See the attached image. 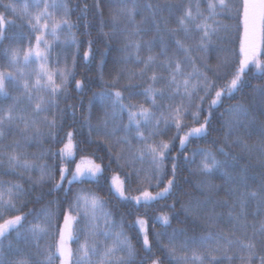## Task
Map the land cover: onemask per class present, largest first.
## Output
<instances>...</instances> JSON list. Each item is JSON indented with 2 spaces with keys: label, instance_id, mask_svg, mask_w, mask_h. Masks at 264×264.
<instances>
[{
  "label": "snow or ice",
  "instance_id": "obj_1",
  "mask_svg": "<svg viewBox=\"0 0 264 264\" xmlns=\"http://www.w3.org/2000/svg\"><path fill=\"white\" fill-rule=\"evenodd\" d=\"M105 2L110 6L107 22L101 0L82 8L79 4L70 7L69 0H32L34 11L27 2L18 6L0 0V60L8 69L0 67V264H231L233 260L264 264V218L248 220L249 215L264 216V120H258L264 116V84L253 85L247 77L251 67L264 73V0H203V9L201 0ZM77 9L79 15L73 20ZM143 13L147 14L137 23L135 17ZM122 19L126 21L123 25ZM225 19L234 23L225 24ZM173 20L176 27H169ZM108 24L111 29L106 32ZM81 27L83 40L73 31ZM92 28L99 30L96 38L91 35ZM153 30L154 36L143 39ZM121 34L125 42L118 51L125 55L115 63L134 60L143 67L137 71L120 67L106 80L104 69L112 41H119ZM99 39L106 44L103 49L97 46ZM219 40L228 42L222 49L226 54L218 56L216 64H209L206 54L218 47ZM25 41L26 48L22 46ZM84 44L87 47L81 51ZM172 44L175 50L170 54ZM156 47L160 51L153 54ZM142 49L146 56H141ZM193 52L205 55L193 56ZM97 57L96 80L87 75L75 79L78 58L89 66ZM61 62L62 68H50V64L59 66ZM157 68L159 72L154 70ZM97 81L101 87L92 92L87 115L77 124L76 109L84 106L83 98L64 108L61 99H71V83L83 93ZM249 87L254 102L229 104L220 113L222 128L228 129L225 144L238 128L249 135L259 132L262 139L256 145L250 146L239 135L231 143L240 145L249 157L259 152L262 158L255 164L249 159L236 172L243 157L224 145L215 150L197 146L184 154L193 140L211 135L214 112L225 100ZM133 97H143L144 102ZM85 128L87 137L82 138ZM10 136L18 138L5 143ZM45 140L62 147H45ZM176 141L180 152L173 155ZM32 144L41 150L28 152ZM92 144L107 148V162L96 163L89 156L76 162L78 152L87 151ZM71 163L74 169L69 168ZM114 164L119 172L113 170ZM182 164L201 177L196 188L204 199L174 200L163 205L171 214L151 215L155 205L170 200L181 187L178 169ZM252 167L261 169L258 176L248 174ZM32 172L38 176L34 178ZM216 174L227 178V193L235 197L227 213L232 225L229 231L217 224L222 217L215 206L224 207L229 201L215 199L221 186L210 178ZM11 175L21 177L28 186L2 178ZM257 179L258 187L249 190V181ZM85 182L104 188L108 196L90 187L73 191L74 184ZM46 184L52 185L48 195L63 192V197L38 210L24 211L28 203L44 199L43 193L35 201L28 197L36 186ZM108 197L119 201L127 212L114 213L108 207ZM178 202L180 209L176 208ZM209 205L213 207L205 212ZM141 209L143 214H139ZM129 215L135 219L129 221ZM173 219L179 226L173 227ZM157 223L161 228L155 227ZM249 228L247 239L236 235ZM130 229L135 230L140 248L133 243Z\"/></svg>",
  "mask_w": 264,
  "mask_h": 264
},
{
  "label": "trees",
  "instance_id": "obj_2",
  "mask_svg": "<svg viewBox=\"0 0 264 264\" xmlns=\"http://www.w3.org/2000/svg\"><path fill=\"white\" fill-rule=\"evenodd\" d=\"M9 2H14L17 3L18 6H22L23 3L27 2L30 5L29 10L30 11H34V9L31 8V4H32V0H3V3H9ZM93 2V0H69V6L70 7H76L77 4H79V6L82 8L83 5L85 3L91 5ZM185 2L187 3L188 0H185ZM101 7L104 9V16H105V21L107 22L109 20V5L105 2V0H101ZM206 4L203 2V0H201V8H205ZM3 9L0 8V11H2ZM147 13H143L141 15H137L135 17L136 22L140 23L143 19H144V15H146ZM59 15V14H58ZM79 15V9H77L76 12H74L72 14V19L76 20L77 16ZM92 13H89V17L88 19H92ZM223 19V18H221ZM19 22V21H18ZM122 25L124 23H126V21H124L122 19L121 21ZM225 24H232L234 23L233 21H229V20H224ZM129 29L132 28V25H128ZM169 27H176V24L173 21L170 22ZM111 29V25L108 24L105 28L104 31H110ZM24 31H28V28L25 27ZM73 31L77 34L78 38L83 40L85 38L84 36V31L83 28H77V29H73ZM98 28H92L91 29V35L93 38H96L98 36ZM155 35V30H153L152 32L148 33L147 35H145L143 37V39H149L152 36ZM221 35H226V33H221ZM181 39H183V35L180 34ZM48 39H51V37H48ZM125 42V36L123 34L120 35L119 41L113 40L112 41V51L110 52L109 56L107 57L108 63L104 69V77L105 79H111L114 75H115V71L118 70L120 67H126L127 69H130L132 71H137L140 68L143 67V65L137 64L134 60H129L127 63H115V61L119 58H122L125 54L118 51V49L120 47H122L123 43ZM35 41H32V44L34 45ZM187 43H192V41H187ZM216 44L218 45V47H216L215 50L210 49L209 52L206 54L207 55V60L209 64H216L217 63V57L218 56H222L225 55L226 53H224L222 51L223 48L228 46V42L226 40H219L216 41ZM22 46L23 47H27L28 44L27 42H22ZM43 46V45H42ZM97 46L100 47L101 49H103L104 47H106V44L104 42L103 39H99ZM87 47L86 44L81 46V51H83L85 48ZM61 49H57L56 51H60ZM175 50V45L172 44L170 45V54ZM71 51V50H68ZM160 51L159 47H156L153 49V54L158 53ZM148 53L145 50H141V56H146ZM193 56H198V55H205L204 53H197V52H193L192 53ZM162 59V58H161ZM197 63L199 64V61H197ZM99 64V57H97L96 61L89 66H86L84 61L81 58H78V65H77V75L75 77V79L79 80V79H84L85 75H87L88 77H91L94 81L96 80V76H97V68L96 65ZM36 65H32V67H35ZM0 67H3L5 70H8L6 67V62L3 60H0ZM57 67H63V62H61V64L59 66H57L56 64L52 63L50 64V68L55 71V69ZM155 71L159 72L160 69H154ZM209 75H211V73H209ZM247 77L250 80V83L255 85V84H264V73L259 72L255 69V67H251L250 70L247 72ZM59 82V81H58ZM121 83H124L123 79L121 80ZM157 87H160L161 85H156ZM70 91H71V99L69 100H63L61 99V103H60V107L64 108L67 104H78L80 97L83 98L84 101V106L83 107H77L76 109V116H75V120L77 122V124H80L82 122V116L83 115H87V102L88 99L92 96V92L93 91H98L101 87L100 83L97 81L93 84V87L91 89H85V91L83 93H79L75 90L74 87V82L70 84ZM134 101H138V102H144L143 101V97H133ZM237 102H241L244 103L246 105H251L254 102V97L252 95V89L249 88H245L244 90H242L241 92L237 93L234 95V97L232 99H228L225 100L223 107H220L218 110H216L214 112V117H213V128L211 130V135L209 137L205 138H200V139H195L192 141V143L188 146V149L186 150V152L184 154H190L192 149L196 148L197 146L200 147H210L213 150H215L216 148H218L220 145H224L226 150L236 153L240 156L243 157V159L239 160V165L240 168L236 169V172H239L240 169H242L246 164L249 163V159H251L252 163L255 164V162L262 158L261 154L259 152H253L251 154V156L249 157L247 153H244L242 150V147L238 144L235 143H231V141H234L236 139V136L239 135L241 136L250 146L252 145H256L261 141V136L259 134V132H255L251 135L248 134V132H246L243 128H238L236 131H234L232 133V135L228 136V144H225V136L228 134V129L227 128H222V120L220 117V113L225 111V108L228 107L229 104H235ZM56 109H53L52 112H55ZM51 112L48 113L49 116H51ZM206 114V113H204ZM202 114V115H204ZM228 118V114L225 113V117L224 119ZM69 122H71V117L68 118ZM188 120H191V117H187ZM258 120H264V116H260L258 117ZM126 121V118H125ZM95 115L93 116V123H95ZM172 132H174V129L172 131H170L168 133L167 136L164 137V139H168L171 135ZM87 137V131L86 128L84 129V137L82 138H86ZM18 137H14V136H10L8 137V140L5 141V143H8L9 141H11L12 139H15ZM217 141L218 143H213V141ZM44 146L45 147H51L53 150L62 147V144H56V143H52L49 142L47 140H45L44 142ZM133 143H136V141H133ZM41 150V148L39 147L38 144H32L31 146H29L27 148V151L30 153H36L39 152ZM117 149H113V151H116ZM178 152H180L179 149V143L178 141L175 142V147L173 149V155H176ZM81 156H89L91 157L93 160H95L96 163H102V162H107V158H108V153H107V148L100 144H92L88 146L87 151L85 152H78L77 156H76V162H79L80 157ZM101 156V157H105L104 161H101L100 159H98L97 157ZM58 159V158H57ZM50 164L53 162L52 160L48 161ZM170 164V162H169ZM70 169H74L75 164L71 163L68 165ZM137 166H139V164H137ZM144 167H147V164L144 165ZM192 168H195L196 165L193 164L191 165ZM113 170L119 172L120 169L115 167V164L113 165ZM261 169H259L258 167H252L249 168L248 170V174H256L257 176L259 175ZM108 175H111V172L107 173ZM121 175H123V173H121ZM32 176L34 178H36L38 176L37 172H32ZM3 179L6 180H13V181H19L21 183H25L24 179H22L19 176H15V175H11V176H4L2 177ZM56 179H59V172H56ZM201 179V177L192 175L189 171L188 168L183 167V164L181 166L180 169H178V181L179 184L181 185L180 188L177 189V192L175 195L172 196V198L170 200L167 201H161L159 204L155 205L153 208V211L151 213V215L154 214H158L159 212H164V213H168L171 214V209L163 207L164 204H170L172 203V201L174 200H179L180 202H184L187 201L190 198H194V199H200L203 200L204 199V194L199 191L196 188V183L197 181ZM211 182L217 185H220V189L215 193V199L216 200H224L227 199L229 201V204L221 207V206H215V212L220 215L222 217V219L217 221L218 227L223 228L225 231H229L232 227V225L228 222V215L227 213L230 210L231 204L235 202V197L233 196H229L227 193V178L226 177H222L220 174H216L214 176H212L210 178ZM258 183L259 180L257 179V181H249V185L250 188L249 190H254L258 187ZM25 186L27 187L28 185L25 183ZM65 187H67V185H64ZM52 187L51 184H46L43 186H36L35 190L32 192L31 196L28 197V199H31L33 201H35V197L37 195L40 194H44V199L41 200L39 203H28L27 207L24 208V211H28V209H40L41 207H43L44 205L48 204V202L50 200H54L57 198H61L63 197V192H53L51 195H48V191L49 189ZM92 188L94 189L99 195L101 196H108L107 191L104 188H100L98 187L96 184L94 183H90V182H85L83 185L81 184H74L72 186L73 191H75L78 188ZM153 191L155 189H152ZM240 191L243 192L244 189L241 187ZM188 193L189 195H185V193ZM135 194V193H134ZM109 198V205L108 207L111 208L113 210L114 213L118 214V210H123L125 212H127V209L124 208L123 205H121L119 203V201H116L114 198L112 197H108ZM181 204L178 202L176 204V208L180 209ZM213 207V205H209L206 209L205 212H208L211 210V208ZM254 208V204L251 205L249 207V212L252 211V209ZM16 213H9V215H14ZM139 214H143V209L140 210ZM118 218V217H117ZM261 218H264V216L261 217H253L252 215L248 216V220L252 221L254 219L259 220ZM29 220H33V217H29ZM127 219L129 221L134 220L135 219V215H129L127 217ZM149 223L151 225L152 221L149 220ZM172 224L173 227H177L179 226L178 221L176 219L172 220ZM155 227L157 229L161 228V225L159 223H157L155 225ZM198 231H203V229H200ZM129 234L133 236V243L137 245L138 248H140V244L138 243V241L135 238V230L134 229H130L129 230ZM251 234V229L249 228L247 230V232L245 231H238L236 233L237 236H239L241 239H247L248 236ZM50 241V238H46ZM167 242V241H165ZM45 241L41 240V244H44ZM23 247V246H22ZM73 248L76 247L75 244L72 245ZM141 254H143V251L141 249ZM159 254V253H158ZM231 254V253H230ZM21 258H26V257H21ZM224 264H229L228 261H225ZM231 264H241V262L239 260H233L231 262ZM253 264H258L257 261H253Z\"/></svg>",
  "mask_w": 264,
  "mask_h": 264
}]
</instances>
